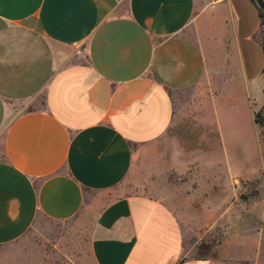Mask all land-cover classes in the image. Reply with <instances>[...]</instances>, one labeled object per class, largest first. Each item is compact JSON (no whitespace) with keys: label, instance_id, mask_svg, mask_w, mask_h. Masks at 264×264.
<instances>
[{"label":"crops","instance_id":"obj_1","mask_svg":"<svg viewBox=\"0 0 264 264\" xmlns=\"http://www.w3.org/2000/svg\"><path fill=\"white\" fill-rule=\"evenodd\" d=\"M258 8L252 0H0V247L84 213L93 264H264V209L219 255L197 256L192 243L195 224L222 221L234 183L264 170ZM182 93L207 96L215 145L213 168H202L212 182L179 206L127 183L174 127ZM250 141L260 159L246 172L231 158Z\"/></svg>","mask_w":264,"mask_h":264},{"label":"rangeland","instance_id":"obj_2","mask_svg":"<svg viewBox=\"0 0 264 264\" xmlns=\"http://www.w3.org/2000/svg\"><path fill=\"white\" fill-rule=\"evenodd\" d=\"M206 101L207 96L204 95L182 93L178 96L174 127L157 147L139 159L128 179L129 192L142 193L145 190L156 198L172 200L181 206L188 195L197 192L200 183L212 182V176L202 174V168L214 166L215 133L213 127L204 124L208 115L204 107ZM245 146L248 150L231 159L239 170L247 172L256 169L252 164L259 162L260 154L256 156V143L250 141ZM259 146L260 151H264V140H260ZM210 151L212 154L208 159L206 152ZM221 155L225 161H231L226 158V150ZM223 182H227L225 175ZM263 183L264 170L251 181L241 179L234 183L237 197L232 202L226 196L223 198L222 221L216 224L203 222L200 227L194 225L192 243L198 245L197 256L219 255L230 238L246 237L242 233L246 231L247 217L263 213ZM178 209L183 211V207ZM234 218H237L236 222ZM232 219L233 223H230ZM258 225V228L264 226L263 223ZM91 226L92 218L84 213L66 222H41L19 241L0 247V264H93Z\"/></svg>","mask_w":264,"mask_h":264},{"label":"trees","instance_id":"obj_3","mask_svg":"<svg viewBox=\"0 0 264 264\" xmlns=\"http://www.w3.org/2000/svg\"><path fill=\"white\" fill-rule=\"evenodd\" d=\"M252 1L256 4L255 0H252ZM258 9H259L260 16L262 18V24L264 27V11H262L260 8ZM256 122L261 129V135L264 136V108L256 113Z\"/></svg>","mask_w":264,"mask_h":264},{"label":"water","instance_id":"obj_4","mask_svg":"<svg viewBox=\"0 0 264 264\" xmlns=\"http://www.w3.org/2000/svg\"><path fill=\"white\" fill-rule=\"evenodd\" d=\"M256 4L258 5V7L264 11V1L263 0H255Z\"/></svg>","mask_w":264,"mask_h":264},{"label":"built area","instance_id":"obj_5","mask_svg":"<svg viewBox=\"0 0 264 264\" xmlns=\"http://www.w3.org/2000/svg\"><path fill=\"white\" fill-rule=\"evenodd\" d=\"M213 3H217V2H220V1H223V0H211Z\"/></svg>","mask_w":264,"mask_h":264}]
</instances>
